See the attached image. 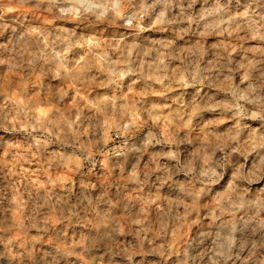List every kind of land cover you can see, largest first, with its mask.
I'll return each mask as SVG.
<instances>
[{"label":"rangeland","instance_id":"374dc122","mask_svg":"<svg viewBox=\"0 0 264 264\" xmlns=\"http://www.w3.org/2000/svg\"><path fill=\"white\" fill-rule=\"evenodd\" d=\"M0 264H264V0H0Z\"/></svg>","mask_w":264,"mask_h":264}]
</instances>
